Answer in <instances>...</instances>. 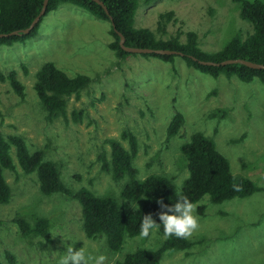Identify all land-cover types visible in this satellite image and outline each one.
<instances>
[{
  "label": "rangeland",
  "instance_id": "obj_1",
  "mask_svg": "<svg viewBox=\"0 0 264 264\" xmlns=\"http://www.w3.org/2000/svg\"><path fill=\"white\" fill-rule=\"evenodd\" d=\"M168 12L173 17L161 35L158 17ZM134 26L149 29L163 41L179 29L195 32L200 49L209 54L231 37L244 39L252 31L240 19L233 0H140ZM112 42L108 22L62 3L43 17L36 37L12 47L0 46V73L14 70L25 89L20 100L7 83H0L1 134L23 138L29 153L44 150L45 160L58 166L69 189L112 196L126 209L134 205L119 197L124 180L114 182L97 160L101 153L109 158L107 139H117L127 148L120 139L124 131L137 139L133 164L138 179L164 176L180 191L187 169L179 147L201 132L214 141L233 174L264 189V86L258 80L243 83L222 74L212 78L186 67L180 56L173 63L144 54L118 58L109 48ZM46 62L69 77L82 74L91 79L77 97L68 99L65 117L52 123L45 120L33 90L35 73ZM217 110H225L226 115L213 116ZM74 112L81 113L77 122ZM176 112L182 114L183 125L176 137L167 140L166 130ZM10 155L15 171H4L3 176L11 199L0 205L2 264H7L5 251L14 255L16 264H57L69 243L65 239L75 241L74 250L99 249L106 256L104 264H117L136 249L156 250L165 240L156 231L149 238H126L121 251L109 252L103 238L85 237L76 201L61 194L43 196L35 174H23L14 149ZM194 209L198 227L187 237L192 247L186 253L166 251L159 264H264V192L221 204H212L205 196ZM16 216L29 223L37 217L47 219L50 243L39 237L23 239L13 222Z\"/></svg>",
  "mask_w": 264,
  "mask_h": 264
},
{
  "label": "trees",
  "instance_id": "obj_2",
  "mask_svg": "<svg viewBox=\"0 0 264 264\" xmlns=\"http://www.w3.org/2000/svg\"><path fill=\"white\" fill-rule=\"evenodd\" d=\"M44 0H0V34H7L27 28L32 20L39 14ZM106 7L103 8L92 0H48L44 16L57 10L62 3H70L100 21L110 25V34L113 42L109 48L116 57L124 58L129 53L119 46L120 33L125 39V45L130 47L148 48L153 50H173L183 54L182 59L186 67L195 69L212 78L224 75L227 78L236 77L243 83L256 79L264 86V70H252L240 64L226 66H206L198 61L220 63L225 60L243 59L264 65V0H233L238 5L239 17L251 26V34L246 38L240 35L231 37L223 47L214 53H205L199 47L198 36L195 32L177 30L175 35L163 41L146 28H135V16L140 0H99ZM149 2V0H146ZM43 16V17H44ZM38 24L28 33L0 38V46L12 47L17 43H24L36 37ZM172 12L160 14L157 22V31L166 34V25L172 20ZM111 19V20H110ZM114 27V28H113ZM184 37V41L181 38ZM173 63L177 56H161L144 54ZM193 59H196L193 60ZM26 73V72H25ZM91 79L82 74L69 77L55 67L51 62L44 63L35 73L33 90L45 112V120L52 123L55 119L65 117L68 99L88 87ZM0 83H7L10 90L20 99H24V86L17 78L14 70L6 75L0 73ZM226 115L225 110H217L213 116ZM80 112L73 113V120L79 121ZM2 113L0 111V119ZM183 116L176 112L171 118L166 139L178 135L182 125ZM120 139L126 141L127 148L123 147L117 139H107L105 143L110 148L109 158L104 153L98 155L101 171L110 175L114 182L124 180L120 189L121 200L133 204V209H126L112 196L98 197L86 188L73 191L66 187L60 176L58 166L45 160L44 150L29 153L26 143L20 136L5 138L0 132V205H7L11 199V190L6 183L3 172L15 171L10 150L14 149L18 167L23 174H35L39 191L43 196L61 194L77 202L80 208L82 229L85 237L90 240L103 238L109 252L118 253L122 250L126 238L139 235L141 216L151 214L159 223L156 213L160 211L157 200L165 204L175 203L179 195H183L190 202L196 204L207 196L212 204H221L233 199H244L254 193L264 192L250 179L233 174L229 163L217 150L214 141L201 132L193 133L187 142L179 147L180 155L186 164L187 177L178 191L172 180L159 175H149L138 179V170L133 161L138 153L136 137L124 131ZM198 213L203 214V207L199 206ZM23 239L42 238L50 243V222L37 217L29 223L22 217L16 216L13 220ZM163 235L162 225L158 231ZM165 237V236H164ZM192 247L188 238L167 236L162 245L156 250L136 249L125 255L117 264H159L166 251L187 252ZM7 264H16L13 254L4 252ZM0 264H2L0 262Z\"/></svg>",
  "mask_w": 264,
  "mask_h": 264
},
{
  "label": "clouds",
  "instance_id": "obj_3",
  "mask_svg": "<svg viewBox=\"0 0 264 264\" xmlns=\"http://www.w3.org/2000/svg\"><path fill=\"white\" fill-rule=\"evenodd\" d=\"M156 203L161 209L156 213L159 223L151 214L142 215L139 226L141 238H149L154 232L159 231L161 225L165 237L177 238L190 236L198 227V218L193 214L194 205L183 195H179L175 203L165 204L161 200H157ZM65 240L69 243L64 244L63 254L58 257L57 264H104L106 256L99 249L93 252L82 246L74 250L75 241Z\"/></svg>",
  "mask_w": 264,
  "mask_h": 264
},
{
  "label": "water",
  "instance_id": "obj_4",
  "mask_svg": "<svg viewBox=\"0 0 264 264\" xmlns=\"http://www.w3.org/2000/svg\"><path fill=\"white\" fill-rule=\"evenodd\" d=\"M92 1H94L98 5H100L103 8V10L105 11V13L108 14L106 7L103 5V3L101 1H99V0H92ZM47 3H48V0L43 1V5H42V8H41L39 14L32 20V22L30 23V25L27 28L17 30V31H12V32L7 33V34H0V38L9 37V36H16V35H21V34H28L38 24L40 19L44 16V14L46 12V8H47ZM118 37H119L120 48L124 52L129 53V54H147V55L155 54V55H161V56L166 55V56H180V57L183 56L182 53H180L178 51H173V50H162V49L153 50V49H148V48H138V47L126 46L124 37L120 33H118ZM193 60L196 61V59H193ZM198 63L201 65L215 66V67L240 64V65L245 66V67L252 69V70H264V65L253 63L251 61H247V60H243V59L225 60V61L220 62V63L198 61Z\"/></svg>",
  "mask_w": 264,
  "mask_h": 264
}]
</instances>
